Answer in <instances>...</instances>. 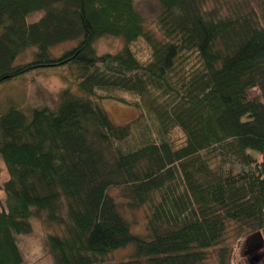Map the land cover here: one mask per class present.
<instances>
[{"label":"trees","instance_id":"1","mask_svg":"<svg viewBox=\"0 0 264 264\" xmlns=\"http://www.w3.org/2000/svg\"><path fill=\"white\" fill-rule=\"evenodd\" d=\"M156 1L147 20L135 0H0V82L73 68L54 107L0 112V264L33 218L55 264H232L229 234L264 231V0ZM105 35L123 46L99 54ZM105 98L139 114L113 123Z\"/></svg>","mask_w":264,"mask_h":264},{"label":"rangeland","instance_id":"2","mask_svg":"<svg viewBox=\"0 0 264 264\" xmlns=\"http://www.w3.org/2000/svg\"><path fill=\"white\" fill-rule=\"evenodd\" d=\"M137 7L142 14L151 20L157 12L156 0H135ZM42 11L31 14L28 20L37 19L42 15ZM121 37L105 35L94 42L96 51L101 54L105 52H116L123 46ZM77 44V40H70L58 44L50 49L54 56H59L65 50L72 48ZM136 49L144 54L143 43L138 41L135 44ZM35 47H28L16 56L15 63H21L31 60L35 52ZM73 68L69 64L46 66L40 69L30 70L23 75L8 78L0 82V112L5 111L10 105H16L24 111L29 112L32 108L54 107L57 104L60 93L70 85L73 80ZM74 89L75 86L71 85ZM102 105L108 112V116L113 123H127L133 120L138 114L139 109L133 105L126 104L112 98L102 100ZM101 105V106H102ZM6 167L0 162V199L5 200L3 183L8 177ZM111 193L117 196V199L124 203L118 195V190L111 189ZM125 215L132 222L134 230L144 232L145 214L143 209L123 208ZM32 230L29 233L15 234V239L22 253V264H55L53 256L48 252L45 246V231L40 219L33 218ZM264 235V231L262 230ZM249 235L236 236L229 234L227 240L228 246L232 252V264H264V237L261 246L252 254L246 253L247 238ZM133 245H127L113 252L112 259L120 261L126 259L132 251ZM258 255L259 259L252 260V256ZM202 264H217L216 257L212 256Z\"/></svg>","mask_w":264,"mask_h":264},{"label":"water","instance_id":"3","mask_svg":"<svg viewBox=\"0 0 264 264\" xmlns=\"http://www.w3.org/2000/svg\"><path fill=\"white\" fill-rule=\"evenodd\" d=\"M262 232L257 231L255 233H252L248 236L247 238V248H246V253L247 254H252L256 252V250L261 246L262 240H263V234ZM252 260L258 259L256 256H252Z\"/></svg>","mask_w":264,"mask_h":264},{"label":"flooded vegetation","instance_id":"4","mask_svg":"<svg viewBox=\"0 0 264 264\" xmlns=\"http://www.w3.org/2000/svg\"><path fill=\"white\" fill-rule=\"evenodd\" d=\"M264 237V236H263ZM254 256H256L258 259H259V256L258 255H254Z\"/></svg>","mask_w":264,"mask_h":264}]
</instances>
